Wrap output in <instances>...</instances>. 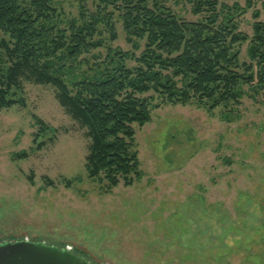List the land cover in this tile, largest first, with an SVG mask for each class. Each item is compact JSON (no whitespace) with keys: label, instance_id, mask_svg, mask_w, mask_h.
Listing matches in <instances>:
<instances>
[{"label":"rangeland","instance_id":"1","mask_svg":"<svg viewBox=\"0 0 264 264\" xmlns=\"http://www.w3.org/2000/svg\"><path fill=\"white\" fill-rule=\"evenodd\" d=\"M54 2L65 19L79 17V0ZM263 2L219 0V8L238 3L246 10L241 31L253 36ZM168 6L186 21L207 16L194 14L188 0ZM116 26L108 45L132 51ZM249 43L240 46L241 62H250ZM106 57V47L83 55L74 75L92 76ZM243 89L231 119L195 102L155 109L150 123L135 127L142 178L111 189L89 178L91 141L57 90L24 82V105L0 110V241L70 246L95 264H264V95ZM23 151L28 157L17 158ZM68 180L76 181L68 187Z\"/></svg>","mask_w":264,"mask_h":264},{"label":"trees","instance_id":"2","mask_svg":"<svg viewBox=\"0 0 264 264\" xmlns=\"http://www.w3.org/2000/svg\"><path fill=\"white\" fill-rule=\"evenodd\" d=\"M169 1L79 0V17L65 19L54 0H0V110L24 105L18 97L24 82L54 87L60 105L91 141L89 178L106 181L111 189L133 185L143 176L133 150L135 127L150 123L162 104L223 108L224 117L231 119L237 116L244 86L264 95L260 10L254 12L249 36L241 31L239 17L246 10L238 3L219 8V0H188L194 14H207L192 22L175 14ZM118 22L132 51L108 45L118 38ZM247 41L250 62H241L240 46ZM102 47L107 57L94 74L74 75V63ZM16 157L27 158L28 152Z\"/></svg>","mask_w":264,"mask_h":264},{"label":"water","instance_id":"3","mask_svg":"<svg viewBox=\"0 0 264 264\" xmlns=\"http://www.w3.org/2000/svg\"><path fill=\"white\" fill-rule=\"evenodd\" d=\"M74 250L29 238H7L0 241V264H95Z\"/></svg>","mask_w":264,"mask_h":264}]
</instances>
